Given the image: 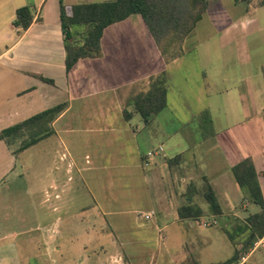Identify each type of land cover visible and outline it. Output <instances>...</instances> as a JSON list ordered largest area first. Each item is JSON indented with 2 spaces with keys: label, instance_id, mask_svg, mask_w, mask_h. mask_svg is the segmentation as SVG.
Wrapping results in <instances>:
<instances>
[{
  "label": "crops",
  "instance_id": "obj_1",
  "mask_svg": "<svg viewBox=\"0 0 264 264\" xmlns=\"http://www.w3.org/2000/svg\"><path fill=\"white\" fill-rule=\"evenodd\" d=\"M106 1L0 0V131L65 104L50 124L53 133L28 149L56 140L71 168L81 178L89 174L82 182L90 202L70 217V223L58 217L51 224L45 207L30 230L0 236V264H48L46 259L61 253L59 246L44 250L55 231L52 227L81 232L91 223L83 219L87 214L91 221L97 214L136 212L151 213L152 218L141 216L137 225L136 219H127L129 227L134 226L129 230L109 225L121 249H138L123 254V263L186 264L190 257L197 264L227 263L235 248L225 259H206V248L220 237L202 232L231 229L246 214L250 202L231 174L245 159L254 165L264 201V22L259 14L264 5L254 0H205L207 10L194 30L181 43L170 45L165 55L141 17L130 16L104 30L98 57L78 60L67 73L61 3L68 8ZM22 7L33 16L25 31L13 26L16 10ZM159 76L165 80L166 106L144 123L134 99L146 94ZM174 88L188 115L183 113L184 124L169 101ZM194 103L198 105L192 110ZM205 113L211 120L207 134L202 132ZM188 123L194 124L192 130L183 127ZM157 149L158 156L148 157ZM103 172L106 176H99ZM206 185L218 202L219 215L211 213L204 199ZM183 206H196L202 215L180 219ZM87 237H73L79 254L75 264L91 259H96L91 264H107L93 253L97 239ZM144 247H150L149 256L140 251ZM230 264H264V236Z\"/></svg>",
  "mask_w": 264,
  "mask_h": 264
},
{
  "label": "trees",
  "instance_id": "obj_2",
  "mask_svg": "<svg viewBox=\"0 0 264 264\" xmlns=\"http://www.w3.org/2000/svg\"><path fill=\"white\" fill-rule=\"evenodd\" d=\"M238 1V0H237ZM248 1V0H244ZM264 5L261 0L259 6ZM207 10L205 0H109L101 3L79 4L71 7L60 5L61 30L65 45V68L68 73L80 59L95 58L100 54V41L104 30L130 16L137 15L143 20L149 34L162 54L173 44L181 43L195 28ZM33 21L28 7L16 10L13 26L27 30ZM85 29L82 43L75 41L80 31ZM163 76L154 79L149 91L134 99V108L144 123L148 118L160 112L166 106V88ZM65 104H60L45 110L18 124L0 131V141L7 146L14 145L19 139L20 147L14 152L21 153L36 145L53 131L50 124L64 110ZM203 122L211 123L208 113L203 114ZM129 119V114L125 116ZM207 118V119H206ZM231 174L245 192L249 202L260 211L250 214L242 221L237 220L234 228L227 233L230 242L240 239L237 248L227 263L237 262L243 255L249 253L254 244L264 236V201L254 165L250 159H245L231 169ZM204 199L213 215L221 213L218 202L209 185H206ZM202 215L196 206H183L178 210V216L183 220H196ZM186 264H197L190 257Z\"/></svg>",
  "mask_w": 264,
  "mask_h": 264
},
{
  "label": "rangeland",
  "instance_id": "obj_3",
  "mask_svg": "<svg viewBox=\"0 0 264 264\" xmlns=\"http://www.w3.org/2000/svg\"><path fill=\"white\" fill-rule=\"evenodd\" d=\"M259 1L261 0H254V3H258ZM259 14L264 22V8L259 10ZM85 32V29L81 30L79 35L75 38V41H78L79 44L82 43L83 34H85ZM169 101L171 106L175 104L176 108L179 110V115H177L179 123H186L187 121L182 117L183 113L186 114L182 109V99L175 88L170 92ZM197 105L194 103L191 109L195 110ZM216 122L218 123L219 120H216ZM193 126V123H188L183 127L192 130ZM202 130L203 134H207L211 130V126L206 122ZM22 139L23 138L19 139L14 145L9 147L3 146V144L0 143V171H2L0 179V236L20 232L25 233L27 230H30L36 222L37 213L40 214L43 210L45 211V207L50 210L49 212L52 216L48 215V220L52 224L58 217H65L67 223H70L69 219L71 216L78 213L80 208L86 209L90 205L89 199L86 196V187L82 182V180L87 179L89 174L82 173L81 178L76 169L71 168L72 166L69 163L70 159L67 158L66 153L64 154V150L58 145L56 140L52 139L46 144V147H33L15 154L14 152L20 147ZM159 154L160 151L157 149L154 155L158 156ZM70 155H72V153H70ZM105 173L106 172H103L99 176H106ZM43 192L47 193L45 194ZM31 193H34V195ZM55 195L58 196V199L54 198ZM42 196L45 198H42ZM46 199L48 202H45L46 205L44 206V200ZM259 211L260 209L257 206L249 203L246 214H243L241 219L243 220L249 216V214H256ZM136 213L133 216L118 215L107 217L97 214L94 217L90 216L91 221H89V215L87 214V217L83 216V219L86 218L87 221L85 222H91L90 225H92H88L86 230L81 232L70 231L64 226H61L60 230L57 227H52L51 229L55 231L50 232L49 236L51 238L48 239V243H44V250L48 248L49 250L56 251L59 246L61 253L56 255V259H46V261H48V264H75V259H77L79 254L76 252L73 242L76 240L75 238L73 239V237L78 238L79 236L88 235L90 239H97V247L93 250V253L98 259H103V261L107 259V264H125L123 260L121 261V259H125L123 254L127 253L128 250L135 253V250L138 249L136 247L121 249L115 241L119 239V236L114 232V236H117L114 238L110 226L115 225L117 231L124 229V227L129 230L134 226L130 228L127 219H136V225L141 219L142 212ZM240 213L242 214V212ZM152 214L154 215L155 213L152 212ZM21 217H25L27 221H23ZM78 219L76 218V221ZM41 221L42 217L39 216L38 222ZM133 221L131 220L132 225H134ZM224 221H226L225 218ZM209 222L211 225L212 222ZM89 227H92L91 231H87L90 229ZM231 229L223 231L222 227H220L202 232L204 235L210 234L211 236L216 233V235H218L216 237H220L219 239L215 238L214 242H211L206 248L204 253L206 259H225L226 256L234 250L235 244H237V249L241 248V246L238 245L240 239L234 243L228 240L227 233L230 232ZM120 233L124 234V232ZM36 234L39 233H32L31 236ZM44 235H46V233H44ZM222 239H224V243ZM139 249L148 256L151 254L150 247ZM60 255L65 258L61 259ZM95 261L96 259H91V261L88 260V264L94 263Z\"/></svg>",
  "mask_w": 264,
  "mask_h": 264
},
{
  "label": "built area",
  "instance_id": "obj_4",
  "mask_svg": "<svg viewBox=\"0 0 264 264\" xmlns=\"http://www.w3.org/2000/svg\"><path fill=\"white\" fill-rule=\"evenodd\" d=\"M159 151H161V149H158ZM153 154H154V152H150V153H148L147 155H148V157H151V156H153ZM142 217H143V219H145V220H149V219H151L152 218V215H151V213H146V214H144V215H142ZM203 225L204 226H206V223H203Z\"/></svg>",
  "mask_w": 264,
  "mask_h": 264
}]
</instances>
